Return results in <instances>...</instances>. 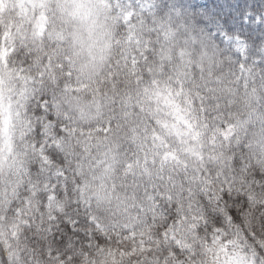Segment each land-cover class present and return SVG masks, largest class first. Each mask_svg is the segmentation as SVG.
Returning <instances> with one entry per match:
<instances>
[{"label":"snow or ice","instance_id":"snow-or-ice-1","mask_svg":"<svg viewBox=\"0 0 264 264\" xmlns=\"http://www.w3.org/2000/svg\"><path fill=\"white\" fill-rule=\"evenodd\" d=\"M27 2L33 20L26 46L57 54L41 59L42 85L29 97L36 111L23 124L39 164L32 165L36 175L29 173L13 193L24 223L38 219L52 232L54 212L26 217L30 201L38 198L43 213L45 205L51 209L59 198L77 196L79 203L95 201L112 213L107 224L89 211L83 222L89 227L130 235L133 241L140 233L143 264H264V202L246 194L231 170H244L243 156L225 159L223 151L251 138L264 144V112L258 101L239 97V84L235 95L222 92L211 69L203 66L198 48L203 30L179 10L162 12L157 0H136L134 11L122 9L116 0L115 19L128 29L131 50L121 53L114 72L108 69L110 83L93 89L92 83H104L96 78L97 69H103L91 57L85 84V66L78 58L86 45L91 47L88 42L105 8L76 0L71 7L69 0ZM227 36L220 33L222 39ZM65 44L67 51H61ZM6 47L0 42V56ZM172 137L185 144L218 141V168L210 170L203 158L189 164L169 148ZM122 144L133 148L131 154H122ZM49 161L68 167L54 171ZM121 169L122 177L116 175ZM69 171L74 183L67 178ZM24 204L28 207L22 211L19 205ZM240 221L250 231L242 230ZM69 224L80 226L69 218L63 227ZM248 242L251 247L244 248ZM131 251L135 257V246Z\"/></svg>","mask_w":264,"mask_h":264},{"label":"clouds","instance_id":"clouds-1","mask_svg":"<svg viewBox=\"0 0 264 264\" xmlns=\"http://www.w3.org/2000/svg\"><path fill=\"white\" fill-rule=\"evenodd\" d=\"M76 2L88 7L105 8L97 18V27L88 42L91 47L86 45L78 58V62L85 66L82 74L85 84L90 79L91 57L96 58L103 69H97L99 75L96 78L104 83H92L91 87H104L110 83L108 69L112 68L114 72L121 53L131 50L128 29L115 19L119 11L115 8L116 0ZM120 3L122 9L135 10L136 0H120ZM71 6L69 0V7ZM261 17H264V12H261ZM32 20V9L27 0L0 2V42L7 46L5 55L0 56V196L8 193L0 201V264H143V260L139 258V232L133 241L130 235L125 237L124 234L97 230L83 223L89 211L102 222L112 223V213L106 206L98 207L95 201L89 205L79 203L77 196L70 199L61 197L51 209L45 205L41 213L38 207L39 199L31 200V210L27 211L25 216L47 217L54 212L57 227L52 232H48L46 226L42 227L38 219L26 225L24 218L16 214L15 209L19 202L13 193L29 173L33 177L36 175L32 172V165L39 167L28 147L32 137L23 132L24 120L31 118L36 111L35 104L29 101V97L34 88L42 85L37 71L41 59L45 55L57 54L51 50L45 52L39 45L31 48L26 46V38L31 42ZM90 21L91 18L88 22ZM73 23L80 27L79 21ZM68 30H72V24L68 26ZM203 33L198 41L203 66L211 69L213 79L220 82L222 92L235 95L239 84V97L258 101L257 107L264 112V40L252 44L239 35L230 34L222 39L209 31L203 30ZM83 35L87 38V31H83ZM67 49L68 45L65 44L61 51ZM125 87H129L127 82ZM83 91L87 92L88 89ZM255 131H259V126ZM121 148L122 154H131L133 151L128 144H122ZM169 148L191 165L198 164L203 158L210 170L218 168L217 158L221 152L218 141L212 143L208 138H202L194 144H185L172 137L169 138ZM223 151L225 159L243 156L244 170L238 166H233L231 170L235 173L238 184L243 185L246 194L252 195L257 202H264V144H259L255 138H251L239 147L225 146ZM125 164L127 165V161ZM49 166L54 171L68 167L58 161H49ZM116 175L122 177L124 169ZM67 178L73 183L76 179L72 171L68 172ZM120 182L117 181L118 185ZM131 183L129 178L127 184ZM19 206L22 211L28 207L27 204ZM69 218L80 222V226L73 228V225L69 224L68 229L71 230L65 229L63 225ZM240 224L242 230L250 231L243 221H240ZM260 236L264 237V231ZM200 240H203V237H200ZM251 243L248 242L243 247L250 248ZM134 246L135 257L131 251Z\"/></svg>","mask_w":264,"mask_h":264},{"label":"trees","instance_id":"trees-1","mask_svg":"<svg viewBox=\"0 0 264 264\" xmlns=\"http://www.w3.org/2000/svg\"><path fill=\"white\" fill-rule=\"evenodd\" d=\"M162 12L179 10L198 28L211 32L239 35L252 44L264 40V27L252 17L264 12V0H157Z\"/></svg>","mask_w":264,"mask_h":264},{"label":"rangeland","instance_id":"rangeland-1","mask_svg":"<svg viewBox=\"0 0 264 264\" xmlns=\"http://www.w3.org/2000/svg\"><path fill=\"white\" fill-rule=\"evenodd\" d=\"M197 1H201V0H197ZM252 21L255 24L261 25L262 27H264V17H261V15L252 17Z\"/></svg>","mask_w":264,"mask_h":264}]
</instances>
